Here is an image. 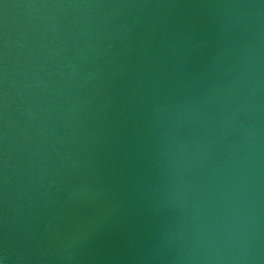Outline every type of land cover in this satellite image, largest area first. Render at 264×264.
Returning <instances> with one entry per match:
<instances>
[{
	"label": "water",
	"instance_id": "1",
	"mask_svg": "<svg viewBox=\"0 0 264 264\" xmlns=\"http://www.w3.org/2000/svg\"><path fill=\"white\" fill-rule=\"evenodd\" d=\"M0 264H264V0H0Z\"/></svg>",
	"mask_w": 264,
	"mask_h": 264
}]
</instances>
